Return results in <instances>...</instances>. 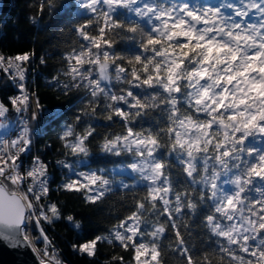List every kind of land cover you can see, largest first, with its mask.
Wrapping results in <instances>:
<instances>
[{
	"label": "snow or ice",
	"instance_id": "1",
	"mask_svg": "<svg viewBox=\"0 0 264 264\" xmlns=\"http://www.w3.org/2000/svg\"><path fill=\"white\" fill-rule=\"evenodd\" d=\"M71 5L76 40L45 86L80 94L65 106L76 114L59 129L54 163L31 156L44 134L30 126L44 114L26 87L35 51L0 54V73L19 88L0 101V248L65 264L49 230L66 220L79 234L82 225L54 197L97 205L124 190L128 214L74 244L82 257L107 242L130 257L112 264H264V0ZM55 7L41 0L40 16ZM121 42L138 51H119ZM63 114L49 111L48 122ZM97 157L117 159L109 169ZM126 171L131 184L116 178Z\"/></svg>",
	"mask_w": 264,
	"mask_h": 264
},
{
	"label": "trees",
	"instance_id": "2",
	"mask_svg": "<svg viewBox=\"0 0 264 264\" xmlns=\"http://www.w3.org/2000/svg\"><path fill=\"white\" fill-rule=\"evenodd\" d=\"M41 0H0V54L12 56L17 53L35 51L34 63L25 65L28 68L26 87L30 95L38 93L43 102L44 114L39 118L38 124L44 127V134L39 136L38 142L32 148L31 156L40 155L45 161L53 163L58 157V141L56 136L62 124L73 122L72 116L75 112H68L66 105L74 101L79 95L73 90L69 95H58L56 89L45 86V78L51 80L57 72H61L62 57L72 50L76 37L70 34L75 16L74 6L71 0H55L56 7L53 10L45 8L43 16H40L39 5ZM32 18H39L38 24L31 22ZM117 49L124 53L138 51L137 47L129 42H121ZM45 57V63L41 64L40 57ZM66 67L67 65L64 64ZM87 67V66H86ZM35 79V83L33 82ZM61 74V82L64 81ZM10 83L2 73H0V101L7 102L13 96ZM33 101L35 102L34 98ZM63 111V115L58 120L49 121V111ZM100 122H103L102 120ZM107 131H120L118 127L113 129H97L103 136ZM45 145H51V149L45 154ZM117 158L97 157L99 166L113 167V162ZM28 163V162H27ZM54 168H49V173H53ZM123 178L130 183V179L123 175L116 177ZM57 182L60 180L59 173H56ZM55 185H53V188ZM62 205L66 204L64 212L75 214L76 220L82 225L79 234L77 230L68 226L66 220L59 221L55 227L49 230V235L53 237L60 259L65 264H112L113 255L128 254L123 249H113L107 242L98 246L97 257L81 256L78 251H74L73 245L87 242L95 235L102 234L103 229L110 228L117 220L116 217L124 218L128 213L125 211L132 203L131 195H126L124 190L109 193L103 203L97 205H86L73 199L71 194L64 196L56 195ZM197 244L199 240L195 241ZM167 264H176V261L167 259Z\"/></svg>",
	"mask_w": 264,
	"mask_h": 264
},
{
	"label": "water",
	"instance_id": "3",
	"mask_svg": "<svg viewBox=\"0 0 264 264\" xmlns=\"http://www.w3.org/2000/svg\"><path fill=\"white\" fill-rule=\"evenodd\" d=\"M0 264H36V259L30 250L0 248Z\"/></svg>",
	"mask_w": 264,
	"mask_h": 264
},
{
	"label": "built area",
	"instance_id": "4",
	"mask_svg": "<svg viewBox=\"0 0 264 264\" xmlns=\"http://www.w3.org/2000/svg\"><path fill=\"white\" fill-rule=\"evenodd\" d=\"M8 81H9L11 87H12L13 95H18L19 94V88H18V86L16 84H13V82L11 80L8 79ZM29 115H31V113H29ZM19 122H20V120H19V118H17V123H19ZM37 125H39L38 124V121L32 122V124L30 126L33 127V129H35ZM32 157H34V156H32ZM30 163H31V158H30V161H29L28 164H30Z\"/></svg>",
	"mask_w": 264,
	"mask_h": 264
},
{
	"label": "rangeland",
	"instance_id": "5",
	"mask_svg": "<svg viewBox=\"0 0 264 264\" xmlns=\"http://www.w3.org/2000/svg\"><path fill=\"white\" fill-rule=\"evenodd\" d=\"M29 161H30V158H29V160L27 161L28 163H29ZM120 175H123V176H125V177H128L129 179H130V182L132 183L133 182V180H134V176L132 175V174H130L129 172H124V173H122V174H120ZM119 180V179H118ZM133 264H134V262H133Z\"/></svg>",
	"mask_w": 264,
	"mask_h": 264
},
{
	"label": "bare ground",
	"instance_id": "6",
	"mask_svg": "<svg viewBox=\"0 0 264 264\" xmlns=\"http://www.w3.org/2000/svg\"><path fill=\"white\" fill-rule=\"evenodd\" d=\"M3 74V73H2ZM4 75V77L6 78V80H8V78H7V76L5 75V74H3ZM10 86V88L12 89V87H11V85H9ZM31 108H32V111H35L36 110V106H35V102L34 101H32L31 102ZM36 259V258H35Z\"/></svg>",
	"mask_w": 264,
	"mask_h": 264
}]
</instances>
